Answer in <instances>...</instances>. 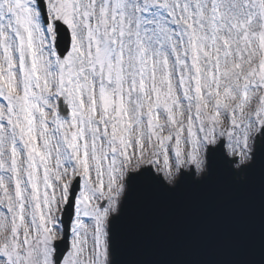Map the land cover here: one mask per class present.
<instances>
[{"label":"snow or ice","instance_id":"obj_1","mask_svg":"<svg viewBox=\"0 0 264 264\" xmlns=\"http://www.w3.org/2000/svg\"><path fill=\"white\" fill-rule=\"evenodd\" d=\"M0 264H264V0H0Z\"/></svg>","mask_w":264,"mask_h":264},{"label":"water","instance_id":"obj_2","mask_svg":"<svg viewBox=\"0 0 264 264\" xmlns=\"http://www.w3.org/2000/svg\"><path fill=\"white\" fill-rule=\"evenodd\" d=\"M159 235L153 247L171 252L218 253L228 244L233 219L226 207L168 206L156 220Z\"/></svg>","mask_w":264,"mask_h":264}]
</instances>
